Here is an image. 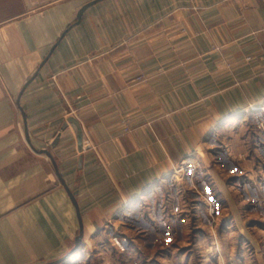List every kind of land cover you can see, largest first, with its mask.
Returning a JSON list of instances; mask_svg holds the SVG:
<instances>
[{
  "label": "crops",
  "instance_id": "1",
  "mask_svg": "<svg viewBox=\"0 0 264 264\" xmlns=\"http://www.w3.org/2000/svg\"><path fill=\"white\" fill-rule=\"evenodd\" d=\"M263 193L264 0H0V264H233Z\"/></svg>",
  "mask_w": 264,
  "mask_h": 264
},
{
  "label": "rangeland",
  "instance_id": "2",
  "mask_svg": "<svg viewBox=\"0 0 264 264\" xmlns=\"http://www.w3.org/2000/svg\"><path fill=\"white\" fill-rule=\"evenodd\" d=\"M180 170L182 172L183 170L187 171L188 169H179V171ZM256 205H258L256 209L252 211L253 213L250 214L249 217L246 219L251 221V224L254 225L253 228H249L248 231L246 230L249 233L250 237L254 236V242L251 243L250 241H247L243 244H228V250H231L230 252H232L231 257H234V260H232L233 264L235 263V259H237L238 264H264V204H259L258 202V204ZM147 214L152 215L150 216L151 219L156 218L155 209H153L150 213ZM122 230L123 229H111L110 227V235L113 237H115L114 235L118 236L119 232ZM116 245L122 248L127 246L123 242L116 243ZM147 246L150 247H146V250L150 251L152 245ZM240 249H242L241 251L244 254V259L242 260L236 258L240 256Z\"/></svg>",
  "mask_w": 264,
  "mask_h": 264
},
{
  "label": "water",
  "instance_id": "3",
  "mask_svg": "<svg viewBox=\"0 0 264 264\" xmlns=\"http://www.w3.org/2000/svg\"><path fill=\"white\" fill-rule=\"evenodd\" d=\"M92 4H93V3H89V4H87V5H84V6L79 10V12H78V14H77V21H76V22L80 21L81 16H82L83 12L85 11V9H87V7H89V6L92 5ZM67 123H71L72 125H75V132H76V137H77L78 147H79V150H81V149H82V142H83V140H82V133H81V130H80V127H79L78 122H77L75 119H73V118L70 117V118L67 120ZM65 126H66V123H64V125L62 126V130L65 128ZM59 136H60V135H58V136L56 137V139H55L53 145H55V142H57ZM41 152H43V153H45V154H47V155L50 156V153H49L47 150H45V151H41ZM64 185H65V184H64ZM65 187H66L68 193L72 196L71 192L69 191V189L67 188L66 185H65ZM81 238H82V231L80 230L79 235L77 236L76 241H75V246H74L73 250L71 251V253H70L67 257H65L64 259H62V260H60V261H56V262L51 263V264H56V263L62 262V261H64V260H66L67 258H69V257L71 256V254H72L74 251H76V250L80 247V244H81V243H80V242H81Z\"/></svg>",
  "mask_w": 264,
  "mask_h": 264
},
{
  "label": "built area",
  "instance_id": "4",
  "mask_svg": "<svg viewBox=\"0 0 264 264\" xmlns=\"http://www.w3.org/2000/svg\"><path fill=\"white\" fill-rule=\"evenodd\" d=\"M247 59H250V57H247ZM123 130L125 132L129 131V128L123 127ZM90 142L88 140L83 141V148H87L89 146ZM263 203H264V193H263Z\"/></svg>",
  "mask_w": 264,
  "mask_h": 264
}]
</instances>
